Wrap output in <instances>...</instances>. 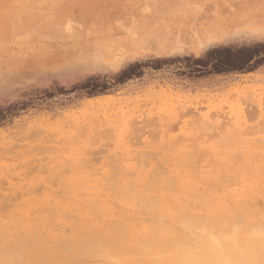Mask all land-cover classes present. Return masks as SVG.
I'll list each match as a JSON object with an SVG mask.
<instances>
[{
  "label": "rangeland",
  "instance_id": "rangeland-1",
  "mask_svg": "<svg viewBox=\"0 0 264 264\" xmlns=\"http://www.w3.org/2000/svg\"><path fill=\"white\" fill-rule=\"evenodd\" d=\"M0 110V264L264 245V0H0Z\"/></svg>",
  "mask_w": 264,
  "mask_h": 264
},
{
  "label": "bare ground",
  "instance_id": "bare-ground-1",
  "mask_svg": "<svg viewBox=\"0 0 264 264\" xmlns=\"http://www.w3.org/2000/svg\"><path fill=\"white\" fill-rule=\"evenodd\" d=\"M161 24V23H160ZM144 29V28H143ZM175 29V28H174ZM172 30H173V28H172ZM189 30V29H188ZM146 31V30H145ZM153 33H155L154 31H153ZM165 34H166V32H164ZM12 34V33H11ZM148 35L150 34V32L149 33H147ZM146 34V35H147ZM154 35V37H155V34H153ZM162 35V34H161ZM161 35L159 34L158 36H157V38L160 36L161 37ZM143 36V35H142ZM145 36V35H144ZM143 36V37H144ZM150 36H151V34H150ZM159 37V38H160ZM164 37H166L165 35L162 37V41H163V39H164ZM182 37H184V36H182ZM181 37V38H182ZM186 37V36H185ZM156 38V37H155ZM194 38V37H193ZM148 39H150L149 38V36L147 37V40ZM167 39H168V36H167V38H166V43H167ZM154 40V39H153ZM156 41H157V39H155ZM169 40H170V37H169ZM186 40V39H185ZM159 41H160V43H161V40L159 39ZM189 41V40H188ZM164 42H165V40H164ZM164 42H162L161 44H163ZM170 42V41H169ZM186 42V41H185ZM132 45H133V43H132ZM160 45V44H159ZM164 45V44H163ZM166 45V44H165ZM170 45V44H169ZM158 46V45H157ZM170 46H172V45H170ZM169 46V47H170ZM167 50V49H166ZM112 53V52H111ZM240 169V168H239ZM198 179V178H197ZM243 184V183H242ZM227 191V190H226ZM252 202V201H251ZM207 203V202H206ZM209 204V203H208ZM227 218V217H226ZM203 226V225H202ZM207 226V225H206ZM227 227V226H226ZM206 229V228H205ZM204 229V230H205ZM203 232V231H202ZM208 232V231H207ZM211 232V231H210ZM205 233V232H204ZM213 233V232H212ZM196 234V233H195ZM194 234V235H195ZM216 234V233H215ZM220 235V234H219ZM196 236H197V234H196ZM203 236V235H202ZM190 237V236H189ZM198 237H200V236H198ZM198 237H196V238H198ZM205 237V236H204ZM215 237V236H214ZM218 237V236H217ZM227 237V236H226ZM243 237V236H242ZM264 237V236H263ZM207 237H205V238H199L198 240H197V243H195V244H197V245H194V242L196 241V239H193L194 241L192 242V241H190L191 240V238L190 239H188V240H186V242L187 241H190V242H192L191 244H190V242H188L189 243V245H194V247L193 248H189V245L188 244H186V242H185V244L186 245H188V247H186L185 246V244H184V242H183V245L185 246H183L184 248L183 249H180V247H182V246H180L179 247V250H181V251H183L182 252V255H181V258L182 259H180L179 261H178V263L177 264H264V251H263V249H264V245H262V246H259V247H256L257 245L255 244V246H250L249 245V243H247L246 244V247H244L243 249L241 248L242 246H236L237 244H233V243H228L229 242V240H228V242H223V243H220V244H215V243H218V242H211V241H209V240H207L206 239ZM216 238V237H215ZM222 238V237H221ZM246 238V237H245ZM205 239V240H204ZM213 239V238H212ZM237 239V238H236ZM214 240V239H213ZM135 241V240H134ZM222 242V241H221ZM233 242V241H232ZM234 242H235V240H234ZM242 242H243V240H242ZM262 242V241H261ZM155 243H157V242H155ZM240 243V242H239ZM244 243V242H243ZM253 243V242H252ZM257 243V242H256ZM167 244V243H166ZM120 245V244H119ZM129 245V244H128ZM157 245V244H156ZM181 245V244H180ZM121 246V245H120ZM159 246H161V245H159ZM166 246V245H165ZM245 246V245H244ZM117 247V246H116ZM164 247V246H163ZM174 247V246H173ZM239 249H238V248ZM252 247H256V248H252ZM160 248V247H159ZM178 248V247H177ZM131 249V248H130ZM129 249V250H130ZM152 249V248H151ZM176 249V248H175ZM185 249V250H184ZM171 250H173V249H171ZM179 250H176L177 252L179 251ZM243 250H245V251H243ZM119 251V250H118ZM148 251H149V249H148ZM180 251V252H181ZM121 252H123L122 250H121ZM150 252H154V250L152 249L151 251H149V253ZM166 251H164L163 253H165ZM169 252V251H168ZM241 252H243V253H241ZM109 253H111V254H113L112 253V251L111 252H109ZM115 253V252H114ZM148 253V254H149ZM122 254H126V252L125 253H122ZM121 254V255H122ZM131 254H133L132 252H131ZM137 255L139 254V253H136ZM146 254V253H145ZM152 254V253H151ZM155 254V253H154ZM136 255V256H137ZM141 255V254H140ZM139 255V256H140ZM166 255V254H165ZM177 255H179V254H177ZM113 256V255H112ZM130 256H132V255H130ZM146 256H148L147 254H146ZM172 256V255H171ZM121 257V256H120ZM141 257V256H140ZM144 257V256H143ZM91 258V257H90ZM110 258V257H109ZM109 258H108V260H109ZM138 258V257H137ZM169 258V257H168ZM113 259V258H112ZM132 259H134V257H132ZM142 260H143V258H141ZM116 260V259H115ZM126 260V259H125ZM141 260V261H142ZM128 261V260H127ZM144 261L146 262H148V259L147 260H145V258H144ZM109 262V261H108ZM131 262V261H130ZM168 262V261H167ZM172 262H174V261H172ZM177 262V261H176ZM162 263V262H161ZM98 264V263H97ZM125 264V263H124ZM132 264H137V262H133ZM139 264V263H138ZM170 264V263H169ZM176 264V263H175Z\"/></svg>",
  "mask_w": 264,
  "mask_h": 264
},
{
  "label": "trees",
  "instance_id": "trees-1",
  "mask_svg": "<svg viewBox=\"0 0 264 264\" xmlns=\"http://www.w3.org/2000/svg\"><path fill=\"white\" fill-rule=\"evenodd\" d=\"M260 44L256 45V48H258ZM250 50L251 47L249 48H239L238 50H236L235 52H231L230 50H227V55L230 56H234V59H230L231 61L228 62H224V63H219L214 67L215 71H227V70H231V69H235V70H242V69H252V67L250 68L251 65H249V62L252 60V54H250ZM195 62L200 63L203 62L201 59H197L194 58ZM169 61L167 58H156V59H152L150 61H147V63H139V62H135L132 63L127 69H125L118 77L117 80H125L129 77H131L132 75L136 74L135 67H138L139 65H150L153 64L155 68H159L161 67V64L164 62ZM222 60H219L218 62H221ZM225 64L226 67H218L219 65ZM203 66H206L207 63L202 64ZM195 70V69H194ZM195 70V71H199ZM141 72V71H140ZM139 74V73H138ZM96 78H91L88 81H86L83 85H82V89L85 93L93 95V94H97V93H102V92H106L110 87L109 84H113V82L107 80V79H99L97 82ZM22 107H19L18 109H24L26 106V103H23L21 105ZM2 109V108H1ZM2 111V110H0ZM1 113V112H0ZM6 117V115H1L0 114V122Z\"/></svg>",
  "mask_w": 264,
  "mask_h": 264
}]
</instances>
